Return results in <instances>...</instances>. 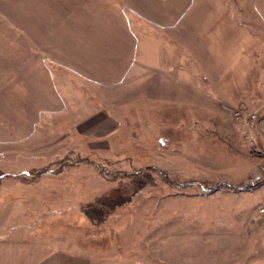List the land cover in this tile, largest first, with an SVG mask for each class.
<instances>
[{"label": "rangeland", "instance_id": "rangeland-1", "mask_svg": "<svg viewBox=\"0 0 264 264\" xmlns=\"http://www.w3.org/2000/svg\"><path fill=\"white\" fill-rule=\"evenodd\" d=\"M263 207L264 0H0V264H264Z\"/></svg>", "mask_w": 264, "mask_h": 264}, {"label": "crops", "instance_id": "crops-1", "mask_svg": "<svg viewBox=\"0 0 264 264\" xmlns=\"http://www.w3.org/2000/svg\"><path fill=\"white\" fill-rule=\"evenodd\" d=\"M250 19L251 18L249 17L248 14H244L243 20H245L246 24L249 23ZM209 30H210L208 32L209 38L204 37L202 38V41L203 40L204 42H206V40L208 41V44L210 45V50L213 51V53L211 54L212 56L211 67H213V69H217V71L218 69H221L223 67L225 61L224 63H218L216 61L215 56L217 55H215V49L217 50V53H218V50L219 52L225 51L224 53L226 52L231 53L233 56L227 64L225 63V67L226 68L231 67L230 69H236V68H241L243 66V62H245L246 57H248L246 54H249L250 52L249 47L252 45V42H255V44L258 43V41L252 40V34L245 33L243 31L241 32L235 27H230V29L228 28L226 31L224 30L219 31L218 29H215L214 26H212V28ZM205 35H207V33ZM254 54H255V57L257 58L258 53H254ZM259 59L260 57L258 58V60ZM128 61L130 60H127L126 63H128ZM132 62L133 61L131 59L130 63ZM130 67L132 68L133 66H130ZM216 73H219V71ZM237 75H240L239 69H238ZM215 76L219 79L218 80L219 82L221 83L226 82V79L223 78L224 77L223 75L222 76L215 75ZM240 77L243 78V75H241ZM29 177H32V176H29Z\"/></svg>", "mask_w": 264, "mask_h": 264}, {"label": "built area", "instance_id": "built-area-1", "mask_svg": "<svg viewBox=\"0 0 264 264\" xmlns=\"http://www.w3.org/2000/svg\"><path fill=\"white\" fill-rule=\"evenodd\" d=\"M234 116L238 119H241L242 117L243 118L248 117L249 119H253L256 117V113L251 112V113H247L246 115H243V112L241 110H234ZM263 210H264V207H263Z\"/></svg>", "mask_w": 264, "mask_h": 264}]
</instances>
